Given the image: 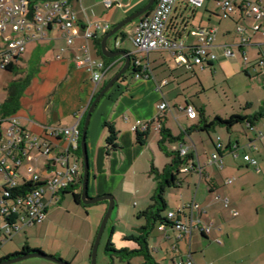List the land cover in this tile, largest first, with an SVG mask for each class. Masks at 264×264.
<instances>
[{
	"label": "crops",
	"instance_id": "0c3cea01",
	"mask_svg": "<svg viewBox=\"0 0 264 264\" xmlns=\"http://www.w3.org/2000/svg\"><path fill=\"white\" fill-rule=\"evenodd\" d=\"M148 1L149 0H119L117 5L108 9L105 7L103 0H74L73 5L77 11L79 25L77 27L78 36L75 37L72 45H68L63 30L59 26H53L47 30V36L45 38L32 40L27 43L25 52L13 66V69L0 70V72L13 73L14 77L12 80L19 79L31 73L25 72V69L29 67V63L34 56L39 57L37 69L31 74L30 83L23 91L20 98V107L14 113L19 118V122L24 129L32 134L40 135L44 133L45 128L50 125H60L64 127L73 126L78 122L83 113L84 115L87 113L94 96L99 92L100 87H102V82H104L105 86L107 81L105 78L110 76L112 72L115 71L113 70L114 67L123 63L125 59L121 56L113 57L114 60H112L101 82L98 85L94 83L89 70L85 66H77L74 61L75 54L78 53L79 48L86 43L83 37L85 24L89 22H99L104 25L107 23L109 25L107 31L96 32V38H103V36L117 23L142 8ZM233 1L237 4L242 3V0ZM262 1L264 2V0ZM210 2L214 8L216 7L217 14L220 18L229 21H227L228 23L225 27L220 28V26H214L211 17L207 18L208 21L204 25L206 15L200 16V22L198 25L196 24L195 27H192L193 29L187 27L191 17H193V22L195 18L198 17V9H204L205 12L214 14L213 11L215 9L210 6ZM151 11L152 10H149L144 15L140 16L134 26L129 30L124 31L122 29L123 35H113L114 39L112 43L115 45L114 49L108 46V41L113 36L110 37L107 41L109 49H123L128 51L122 46L123 41L127 39L132 40L136 24L141 18L149 15ZM256 23L258 22L254 18L245 16L241 9H237L231 17L224 18L222 16V9L217 0H205L203 5L197 8L191 7L185 3H177L167 23L166 31H171L172 34H174L175 38L172 39H182L185 45L183 52L189 56L191 54V48L199 44V35L197 32L201 29L215 28L216 37L214 46L210 48V51L217 55V59L207 62L204 67L194 64L191 68H187L184 64L179 63L175 55L171 52L165 53L168 55L167 57H163V50L152 51L162 54V58H159L157 55L153 59H150V53L152 52H142L143 55H146L145 58L142 56L140 58H135L140 59L143 64H146L152 75L149 78L134 77L132 81L128 78L125 81L116 82L111 87V91L106 99L104 98L98 102L91 116L86 138L87 147H89L88 153L91 152L89 179V194L91 196L103 195L107 191H110L106 186L109 182L114 183L115 180L120 181L118 174L121 170L125 171L129 169L133 173H136V171L140 169L139 171L147 173L148 176L152 177L149 171L151 165H154V163L150 161V155L146 151L147 144L141 145L136 142V135L133 127L138 121L150 123L149 135L154 128L155 132L161 135L159 141L162 139V134L159 129H156L157 123L164 124V126L170 130L173 137L177 136H174L176 132L170 123L171 119L174 118L178 120V118L181 117L183 121L187 123L186 128L180 129L181 133H185L183 140L167 139L163 147H165L164 150L166 149L167 155V153L173 152L179 145L188 144L190 153L192 152L194 156V159L190 161H192L196 167L190 172H182L179 174L178 177L181 183L179 186L171 188L179 190L181 202L176 204L178 209L185 203L195 201L202 209L207 211L200 212L199 210H195L194 217H201L202 225L211 222V233L205 236L201 234L198 229H195L191 238L179 240L176 238V232L170 227L165 231H161L158 228V232L154 233V235L159 238V242L154 247L157 252L160 250L167 252L168 245L173 246L176 244L181 249L179 255L186 254L191 250L192 257L196 264H207L210 262L213 264H226L227 261L225 260L228 256L241 250V247L226 248L228 245L225 242L228 240L238 241L241 238L242 233H240V229L245 226V222L250 220L247 218V214L250 213L246 207V201H248V199L254 204V210L257 214L259 210L262 211L263 223L261 224L260 237L264 240V184L256 188L257 192L251 191L244 194L243 188L245 184H236L235 178L231 177L239 173V171L232 165L225 166L223 161V158L227 156H232L234 159H237L240 157V152H242L243 155L248 152L258 159L259 164L257 167L252 166L243 158L247 167H252L257 174L264 172V116L261 120L256 122L253 127L249 126V124H245V133H229V138L225 139V142L219 135L215 139L211 137L212 133H207L214 147L218 141V137H220L223 150L220 152L219 159H213V154L217 151H213L211 156L205 151L204 154L206 155V159L201 161L197 153L193 136L196 134L203 135L202 132L204 131L193 130L192 127L198 122V119H189L183 110L188 104L194 105L192 97L186 93L182 94V96H180L182 101L178 102L179 100H176L177 102H174V104L171 98L174 95H180L179 89L182 88L181 84L185 80L191 78L189 72L198 75V70H200V72L210 70L212 72L214 71V73L220 71L226 78L241 76L243 73L248 76H261L263 78L262 88H264V67L260 66L258 63L261 51L264 49V28L260 31H255L253 26ZM260 23L264 26V20ZM238 26L245 28V41L242 40V35L236 32ZM185 30L188 31L185 32ZM116 42H118V44ZM90 46L92 55H95L94 57H101L98 53L94 38L90 40ZM227 47H230L234 51L233 56L225 55L224 52ZM245 57L247 59H245ZM165 79L168 80L169 83L164 85L161 91H157V82H162ZM9 82L3 86L6 91L3 101H5L7 97L6 86ZM174 83L175 85L173 86ZM182 91L184 93V89ZM164 98L171 105V110L160 112L158 110V104ZM263 103L264 98L262 99V104ZM260 104L259 102L250 101L247 104L249 112L232 113L231 115H251L260 109ZM194 106L197 109H204V107ZM84 115L80 119V122L83 121ZM101 116L112 121L119 131L118 142L121 145V149L113 151L110 154H107L105 148L106 143H104L107 132L105 129L101 132H98V130L96 132V127L102 130L100 127ZM216 116L222 118L230 117H223L219 114ZM157 117H161V122L157 121ZM154 120L156 121L154 122ZM234 129L235 126L231 131H234ZM96 135L99 136V140H97V145L95 147ZM149 135L146 143L149 141ZM201 141H204L202 136ZM231 145H237L238 155L236 157L231 152ZM101 146L102 148H100ZM240 149L241 151L239 152ZM103 151L105 152L103 153ZM166 155L161 162L162 165H157L156 163L154 165V167L160 171L171 161V156ZM149 161L151 162L150 167ZM142 163L143 166L138 169L137 167ZM198 166H200L201 172ZM230 179H232V181H229ZM156 186L157 183L155 184L154 190ZM252 186L255 189V184ZM169 189L170 188L167 189L165 195L167 205L170 203L168 196L170 192L168 191ZM260 194H262V196H260ZM61 196L62 195L59 194L55 203L61 201ZM48 214L49 211L47 217L41 223L46 221ZM25 229L26 227L23 228V231ZM154 229L152 231H154ZM94 231V228L91 229L87 236L86 250L92 247L91 242L95 234ZM247 234L248 232L245 231V238ZM204 237L208 238L210 242H215L222 246L220 247L219 254L217 256H212L211 260H206V256L200 253V245L202 241H204ZM218 238H223L222 243H217L215 241ZM28 245L32 247L30 244ZM35 248L48 251L44 246H35ZM261 251L262 252H257L254 255L249 253L248 257H241L240 262L236 264H264V245ZM9 253L10 252L6 253L4 256ZM59 255L63 257L62 254ZM2 257L3 256H1V258ZM152 259H154L153 256ZM162 260L166 261V256H164ZM173 261L168 264H173ZM155 262L157 264H164V262Z\"/></svg>",
	"mask_w": 264,
	"mask_h": 264
},
{
	"label": "built area",
	"instance_id": "2783aa9c",
	"mask_svg": "<svg viewBox=\"0 0 264 264\" xmlns=\"http://www.w3.org/2000/svg\"><path fill=\"white\" fill-rule=\"evenodd\" d=\"M73 1H44L31 7L30 0H0V70H10L22 57L27 43L45 38L50 27L59 26L68 45H72L75 37L78 36L79 25ZM103 2L106 8L111 9L119 0H103ZM204 2L205 0H156L150 14L141 18L136 24L132 40L137 51L150 53L166 50L175 55L177 61L187 68H191L194 64L204 67L207 62L216 60L217 55L210 51L216 37L215 28L201 29L197 32L199 44L191 48L189 56L183 52L185 45L182 41L165 35L167 23L177 3H185L197 8ZM217 2L224 18L231 17L239 6L245 16L252 17L258 22L253 26L255 31L264 28L260 23L264 20L262 0H242L241 4L233 0H217ZM108 28L107 23L85 24L83 37L86 43L79 48V52L74 57L76 65L85 66L91 73L92 81L97 85L108 71L110 64L103 57L92 55L90 40L96 36V32H105ZM244 30L245 28L241 26L236 28V32L242 35L243 41L246 40ZM224 53L226 56L234 55L230 47H227ZM132 62L133 68L139 70L135 77L149 78L152 75L148 66L140 59L134 58ZM258 63L264 67V49L261 51ZM168 83L166 79L157 82V91H161ZM3 104L4 101L0 100V174L5 176V181H1L0 178V248L26 226L43 222L47 217L49 206L56 202L60 192L76 185L81 173L77 151L80 148L82 135L80 119L84 115L83 113L73 126L50 125L45 128L44 133L36 135L24 129L15 114H6ZM158 110L166 112L171 110V105L164 98L158 104ZM183 110L189 119L198 118L197 108L193 104L186 105ZM148 126V123L138 121L133 130H145ZM160 128L161 124L157 123L156 129ZM216 147L217 152L213 154V159H219L220 151L223 150L220 137ZM175 151L184 157L190 153V147L181 144L175 148ZM231 152L235 157L238 155L237 145L232 146ZM243 158L252 166L257 167L259 164L258 159L248 152ZM23 163L27 167V175L20 173ZM195 167L192 161H188L180 171L187 173ZM198 167L201 172L200 166ZM22 180L31 181L35 185L26 189L25 194L13 195L11 189L18 186ZM195 210L207 212L195 201L185 203L177 211L167 213V218L172 224H159V230L165 231L170 227L176 232V238L179 240L191 238L195 229L205 236L210 235L212 223L202 225V218L194 217ZM215 241L222 243L220 238ZM172 249L179 252L176 244ZM173 264H196V262L189 250L186 254L177 256Z\"/></svg>",
	"mask_w": 264,
	"mask_h": 264
},
{
	"label": "rangeland",
	"instance_id": "374dc122",
	"mask_svg": "<svg viewBox=\"0 0 264 264\" xmlns=\"http://www.w3.org/2000/svg\"><path fill=\"white\" fill-rule=\"evenodd\" d=\"M43 2L44 1H37V4H42ZM210 6L213 7L211 2ZM214 9V14H210L209 12L207 13L204 11V9H198V17L195 18L194 22L193 17H191V25L189 22V25L187 27L193 29L192 27H195L196 24L198 25V23L200 22V16L205 15L204 25L208 21L207 18L211 17L212 24L214 26H220V28L225 27V25L229 21L220 18V16L217 14L216 7ZM136 21L137 19L127 24L123 28V30H129L132 26H134ZM187 31L188 30H185V32ZM165 35L168 38H175L174 34H172V32L168 30L165 32ZM113 39L114 36L109 39L108 46L114 49L115 45L112 43ZM177 40L182 41L181 38H177ZM122 46L130 52L132 61L135 57H146V55H143L142 52L137 51L135 44L130 39L124 40ZM162 52L163 57H167L168 54L165 53H168V51L163 50ZM157 55L159 58H162V54L158 52H152L150 53V59L155 58ZM105 60L107 63L111 62L107 58H105ZM38 62L39 57L34 56L32 58V61H30L29 63V67L25 69V72H31L29 74H32L34 71H36ZM124 62L114 67L113 70L115 71L112 72L110 76H107L105 78L107 80L106 83H108L112 78L115 77V75L123 67ZM132 69L133 62L132 66L126 71L125 76L121 77V80H119L118 82H121L125 78H129V80L132 81ZM189 76H191V78L185 80L181 84V87L184 89V93L182 91L183 89L180 88V95H174L171 97L172 103L174 104V102H177L176 100H179L178 102H181L182 99L180 96L186 93L192 97L194 105H196L197 107H204L207 120H213L218 114L223 117H228L232 113H247L249 112L247 104L250 101L259 102L261 103L260 105H262V99L264 98V88H262L263 78L261 76H248L243 73L241 76L226 78V76L221 74L220 71H216V73H214V71L212 72L210 70H204L203 72H200V70H198V75L194 74L193 72H189ZM13 77V73L9 74L3 71L0 72V100H3L6 95V91L4 90L3 86L10 80H12ZM174 85L175 83L173 84V86ZM102 87H104V82H102ZM102 87H100V90L102 89ZM110 91L111 89H109V91L101 98V100L104 98L106 99ZM101 117L100 127L102 130H100L99 127H96V132L97 130L98 132L103 131L105 129V121H109V119H106V117ZM170 123L174 131L176 132L174 133V136L177 137L181 135L180 129L186 128L187 124L181 117H179L178 120L172 118ZM244 128V124H237L234 131H231L226 127L219 126L211 132V137L216 139L219 135L225 142V139L229 138V133H245ZM202 133L203 135L196 134L195 136H193V140L196 144L197 153L201 161H204L206 159V155L204 154L205 151L209 156H211L212 152L216 150L207 132L204 131ZM200 135L204 139L203 142L201 141ZM160 136V133H156L153 128L152 133H150L149 135V141L148 143H146V151L149 153L150 161L153 162L154 165L155 163L157 165H162L161 162L166 155V149L164 150L165 147H161L158 143ZM98 137L99 136L97 135L95 137V147L97 145V140H99ZM100 148H102V146ZM240 151L241 149L239 150V152ZM104 152L105 151H103V153ZM90 153H88V155ZM89 156L90 161L91 154ZM150 161L149 167L151 164ZM223 161L225 166L232 165L239 171V173H236L231 177L235 178L236 184H245L243 188L244 194L251 191L257 192L256 188L264 184V172L257 174L252 167H247L245 161L243 160L242 152H240V157H238L237 159H234L232 156H227L226 158H223ZM79 163L80 169L83 170L82 156L79 157ZM260 165L262 166V163ZM141 166H143V163L140 164L137 168L139 169ZM26 169L27 167L25 163H23L22 167H20V173L27 175ZM139 170L136 171V173H133L129 169L125 171L121 170L118 174L120 177V181L115 180L114 183L109 182L106 186V188L110 191H107L104 194L113 195L115 202L98 246L97 264H144L145 257L141 254L132 255L129 259H127L121 258L120 254L113 250L106 249L109 241L112 242V246L117 250L123 248L132 250L141 247L138 242L130 239L129 236H140V227L146 224V220L144 218H139L137 214L139 211L146 209L152 204L151 197L155 191L154 187L157 182L154 179V176L150 177L147 173H143ZM0 178L1 181H5V176L3 174H0ZM19 180H21V177L19 178ZM254 184L255 189L252 186ZM168 191H170L168 194L170 203L167 206L166 214L169 212V210L177 211L178 208L176 204L181 202L179 190L170 188ZM260 196H262V194H260ZM246 203V207L249 210L248 212H250L247 214V218L250 220L244 223L245 226L240 229L241 231L239 230L240 233H242L241 238L238 241L228 240L227 242H225L228 245V247L226 248L241 247V250L236 251L228 256L225 260L227 261L226 264H236L237 262H240L241 257H248L249 253H252V255H254L257 252H262L261 250L264 245V240L261 239L260 233L261 224L263 223V214L261 210H259L258 214L256 213V211L254 210V204L251 200L248 199ZM108 207L109 202L107 200L90 204H77L74 201L71 193L64 194L61 196V201L59 203L53 202L50 205L48 210V218L44 223L26 226V229L24 231L22 229L21 232L15 233L12 240L5 242V244L0 249V258L1 256L4 257V255L8 252H10L9 254H12L14 252L21 251L23 246L28 243L32 246V249H39L35 248V246H44L48 250H42L44 253L61 258L65 261H68L70 264H91L92 247H89L87 250L85 249L87 245V236L90 233L91 229L94 228L95 234L93 235V241L91 242V245L93 246L97 231L102 223ZM245 231L248 232L246 238ZM157 232L158 225L156 226L154 231L150 232L148 237L150 255L154 257V262L159 261L162 263L164 262V264L171 263L174 258H177V256H179L181 249L179 247V252H176L172 249V246L168 245L167 252L163 250L157 252L154 249L155 245L159 242V238L154 235V233ZM203 239L204 241H202V244L200 245V253L206 256V260H211L212 256H217L219 254L221 249L220 247L222 246L216 244L215 242H210V240L206 237H204ZM221 240L223 241V238ZM59 254H62L63 257ZM164 256H166V261L162 260ZM9 264L58 263L42 257L33 256Z\"/></svg>",
	"mask_w": 264,
	"mask_h": 264
},
{
	"label": "trees",
	"instance_id": "16d2710c",
	"mask_svg": "<svg viewBox=\"0 0 264 264\" xmlns=\"http://www.w3.org/2000/svg\"><path fill=\"white\" fill-rule=\"evenodd\" d=\"M46 1V0H44ZM156 3V2H155ZM155 3L152 5L150 10H153ZM31 7H34L35 4H37L36 0H30ZM240 9V7L238 6ZM51 28V27H50ZM49 28V29H50ZM123 35V30H120L118 33H116V36ZM96 45H97V50L98 53L100 54L101 57L104 59L107 58L102 55L101 51V40L102 38L98 39L94 37ZM129 52V51H128ZM130 53V52H129ZM132 57V56H131ZM109 61L112 62L114 58H107ZM110 62V63H111ZM17 63V62H16ZM15 63V64H16ZM109 63V64H110ZM13 69V67L11 68ZM139 70L133 68L131 72L132 78L135 77V75ZM145 74V73H144ZM125 74L122 76L124 77ZM144 76V75H143ZM32 75L27 74L24 77H21L19 79H15L9 82V84L6 86L7 90V97L4 101L3 104V110L6 114H14L20 107V98L23 93V91L26 89V87L29 85L30 80H31ZM127 78L123 79L124 81ZM121 80V79H120ZM98 94V93H97ZM96 94V95H97ZM95 95V96H96ZM94 96V98H95ZM198 122L192 127L193 130H198V131H205L209 134H211L212 131L215 130V128L222 126L226 127L228 130H231L234 126L237 124H249V126L253 127L256 122L261 120V118L264 116V103L261 105L260 109L256 111L255 113L251 115H244V114H233L228 118H222L219 116H216L213 120H207L205 116V111L203 108H198ZM86 117V114L83 117V121L80 122V129L82 132L83 129V122ZM156 120H154L155 122ZM157 121L161 122V117H157ZM161 124V128L159 129L162 134V139L159 141V145L163 147V144L167 139L170 140H183V136L185 133H181L180 137H173L170 133V130L167 129L164 124ZM148 128L145 130H135V135H136V142L145 145L147 142V138L149 135V128L151 126L150 123H148ZM104 127L107 131V136L105 140V148L107 154H110L113 151H117L121 149V145L118 142V134L119 131L116 128L115 124L112 121H105ZM190 129V128H189ZM188 129V131H189ZM233 145L230 146V149L232 148ZM215 149L217 151V147L215 144ZM219 152V151H218ZM221 152V151H220ZM77 155L80 157L82 156L81 154V148L78 149ZM169 156H171V161L169 164H167L161 171L154 167V165H151L150 168V174L154 176V179L157 182V186L155 188V191L151 197L152 204L148 206L146 209L139 211L138 212V217L139 218H144L146 220V224L142 227H140L141 234L140 236H135L131 235L129 236L130 239L138 242L141 247L138 249H128V248H123V249H115L112 246V242L109 241L107 244V250H113L120 254L121 258H127L129 259L132 255L135 254H141L145 257V264H157L156 262L153 261L152 256L150 255L149 252V245H148V237L150 232L155 228L156 225L158 224H166V225H171L172 223L168 220L167 218V201L165 198L166 191L168 188L171 187H177L181 183L179 179V174L182 172L180 171V168L187 164L188 161L194 159L193 153H188L186 156L181 157L177 151H173L168 153ZM81 184H82V170L80 175L78 176L77 183L76 185H73L72 187L65 189L60 192L61 195L71 193L73 196L74 201L77 204H82L81 202ZM35 185L31 181H25L22 180V182L11 189V192L13 195H20V194H25V190L29 189ZM10 241V240H9ZM2 248V247H1ZM0 248V249H1ZM38 253V252H43L40 249H32L28 244L24 245L21 251L14 252L12 254H8L2 258H0V261L3 260H8L16 257H20L23 255H26L28 253ZM61 259V258H60Z\"/></svg>",
	"mask_w": 264,
	"mask_h": 264
},
{
	"label": "water",
	"instance_id": "95a60500",
	"mask_svg": "<svg viewBox=\"0 0 264 264\" xmlns=\"http://www.w3.org/2000/svg\"><path fill=\"white\" fill-rule=\"evenodd\" d=\"M36 1H44V0H36ZM46 1H52V0H46ZM156 2V0H149L142 8L135 11L131 15L124 18L122 21L117 23L110 31H108L101 40V51L102 55L107 58H113L117 56H121L125 59L124 65L121 68V70L115 75L114 78H112L108 83L105 84V86L98 92V94L93 99L90 107L87 110L85 121L83 124L82 129V135H81V142H80V148H81V154L83 158V170H82V184H81V202L85 204L90 203H97L100 201L107 200L109 202V207L107 209V212L102 220V223L97 231V235L95 237L93 246H92V252H91V264H97V251L98 246L103 234V231L105 229L106 223L111 215L112 209L114 207V197L110 194H103L98 195L97 197H91L89 195L88 189H89V179H90V161H89V155H88V147H87V133H88V127L90 123L91 116L98 104V102L101 100V98L111 89V87L119 81V79L126 73V71L132 66V57L131 54L123 49H115L111 50L107 46V41L110 37L118 33L120 30H122L127 24L131 23L132 21L138 19L140 16L144 15L146 12H148L152 5ZM118 44V42H116ZM42 257L51 261H54L58 264H70L68 261H65L63 259H60L55 256L48 255L44 252H36V253H28L26 255L3 260L0 261V264H9L12 262H16L28 257Z\"/></svg>",
	"mask_w": 264,
	"mask_h": 264
},
{
	"label": "flooded vegetation",
	"instance_id": "af4514ba",
	"mask_svg": "<svg viewBox=\"0 0 264 264\" xmlns=\"http://www.w3.org/2000/svg\"><path fill=\"white\" fill-rule=\"evenodd\" d=\"M120 79H121V78H120ZM120 79H119V80H120Z\"/></svg>",
	"mask_w": 264,
	"mask_h": 264
}]
</instances>
